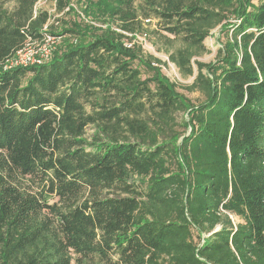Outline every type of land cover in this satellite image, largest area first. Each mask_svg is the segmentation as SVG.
Masks as SVG:
<instances>
[{
  "label": "trees",
  "instance_id": "1",
  "mask_svg": "<svg viewBox=\"0 0 264 264\" xmlns=\"http://www.w3.org/2000/svg\"><path fill=\"white\" fill-rule=\"evenodd\" d=\"M13 1L0 0V264H264V0H78L85 18L60 30L38 0ZM140 15L181 40L169 59L184 76L195 61L183 88L198 100L144 53ZM46 25L50 58L7 66ZM231 25L213 61L194 60Z\"/></svg>",
  "mask_w": 264,
  "mask_h": 264
},
{
  "label": "rangeland",
  "instance_id": "2",
  "mask_svg": "<svg viewBox=\"0 0 264 264\" xmlns=\"http://www.w3.org/2000/svg\"><path fill=\"white\" fill-rule=\"evenodd\" d=\"M256 3L258 0H254ZM140 4H145L143 0H136L135 6L139 7ZM71 5L75 8L76 13H71L68 11L69 8H66L64 11L59 12L57 10V2L55 0H38L36 4L37 9H45L50 13V21L49 24L54 25L55 30H60L64 21L72 20L78 18L80 14L81 18H85L81 11V4L78 0H71ZM14 1L6 0L5 7L13 8ZM141 12V11H140ZM78 14V15H77ZM139 19L142 20L143 23V31H139L137 33V41L142 45L143 51L145 54H151L155 57H158L165 64L161 65L162 71L165 75H167L171 81L176 82L178 84L179 91L185 93L193 100H198L200 98V93L198 91L189 92L184 89L183 86L191 84L195 76L197 74V65L194 61V69L195 72L193 75L184 76L179 69L173 64L169 59V51L171 48L176 46H180L182 44L181 40H176L174 42H169L165 38L162 37L161 34H167L166 31L162 28L163 21L160 18L152 17L150 19L143 18V16H139ZM237 19L234 16L229 18L228 24L236 23ZM119 30V29H118ZM233 32V26L226 29H221V26L213 29L209 36L204 40V44L207 50L201 54H198L194 57V60L202 61V62H211L213 61L219 49L223 46V44L231 38ZM170 36V35H168ZM58 40L56 41L57 44ZM55 44V46H56ZM145 76V75H144ZM184 114H179V120L183 121ZM93 129L88 128V134L92 133ZM234 223H237L238 220L234 215H231Z\"/></svg>",
  "mask_w": 264,
  "mask_h": 264
},
{
  "label": "built area",
  "instance_id": "3",
  "mask_svg": "<svg viewBox=\"0 0 264 264\" xmlns=\"http://www.w3.org/2000/svg\"><path fill=\"white\" fill-rule=\"evenodd\" d=\"M56 41L57 37L47 31L46 25L43 38L38 41L28 36L24 45L8 61L7 66H27L44 62L50 58L56 47ZM128 45L130 46L131 43Z\"/></svg>",
  "mask_w": 264,
  "mask_h": 264
}]
</instances>
